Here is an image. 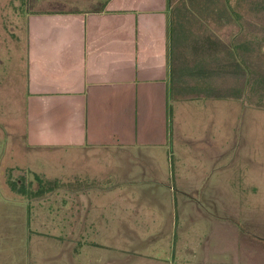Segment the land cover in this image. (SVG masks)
Masks as SVG:
<instances>
[{"label": "crops", "instance_id": "1", "mask_svg": "<svg viewBox=\"0 0 264 264\" xmlns=\"http://www.w3.org/2000/svg\"><path fill=\"white\" fill-rule=\"evenodd\" d=\"M27 1H33V12L26 14L23 27L22 114L20 120L10 116L13 146L9 149L7 133L0 138V264H50L53 246L62 243L69 252L60 253L58 264H79L85 245L69 241L81 238L86 227L95 232V264H226L225 259L237 264V253L223 247L225 214L197 206L213 197L198 199L203 195L195 189V175L182 179L193 163L184 157L195 161L196 152L211 148L213 159L226 158L221 144L227 133L218 129L214 145L185 134L177 107L200 110L203 105L209 111L216 106L219 124L223 107H242L246 86L237 75L262 69L258 59L264 45L258 43L264 34V0H59L58 6H51L52 0ZM181 9L199 13L208 27L204 37L221 45L218 52L205 53L220 59V83L201 94L196 89L181 94L171 78L169 21H179ZM214 27L230 30L218 37ZM215 88L219 98L212 97ZM247 97L256 107L257 97ZM92 157L108 160L105 168L95 166L93 175L95 192L106 181L102 186L108 193L95 194V219L88 221L82 209L66 210L62 203L65 198L83 203L82 170L67 178L47 171L52 164ZM19 169L33 179L24 184V196L21 182L19 191L8 185V175ZM40 176L61 179L60 187L69 188L36 197L33 185ZM180 178L183 192L175 193L170 185ZM132 186L157 189L132 193ZM100 201L107 203L103 209L97 208ZM187 202L193 210L186 209ZM53 203L57 208L51 209ZM195 220L206 223L207 231L189 238L198 232L190 226ZM61 233L70 235L68 242L58 241Z\"/></svg>", "mask_w": 264, "mask_h": 264}, {"label": "rangeland", "instance_id": "2", "mask_svg": "<svg viewBox=\"0 0 264 264\" xmlns=\"http://www.w3.org/2000/svg\"><path fill=\"white\" fill-rule=\"evenodd\" d=\"M52 2L51 6H58L60 4L59 0H52ZM32 6L33 1L31 5V2L29 3L27 0H0V138H5L3 136L4 133L8 134V137L5 139L9 143V149L13 146L14 141L11 136V130L13 128L11 126L12 119L10 116L15 117V115H18V120H20L23 108L21 106L23 103H21L20 99L22 94V82L20 78L24 73L25 65V31L23 27L26 21V14L33 12V9H31ZM185 17L190 21L188 33H191L189 36L186 34L185 39L189 40L191 38L195 40L196 38L204 37L206 33L205 28H208L205 25H201L204 23V19L202 18L199 21L198 17L200 16L191 12L186 13ZM213 29V32L218 37L222 33H228L230 30L228 28L218 29V27H214ZM177 33L174 36L178 38L177 40L184 37L181 33L177 36ZM260 38L262 41H259L258 45L261 48L264 45V34H261ZM179 42L186 46L190 41L186 42L185 40H181ZM177 45L175 43V50L180 47ZM262 51L263 53L261 52L258 60L260 68H262L261 71L264 72V48ZM180 53H184L186 58L190 59L192 51L191 49H185L180 51ZM179 65L181 68L184 62L179 61L178 67ZM184 71H187V69L184 68ZM180 76V74L174 75L176 81H174L173 85L174 87H176V84L177 86L179 85V92L181 94L191 95L196 92L194 89H197V93L201 94L206 88H213L220 83V76H215L205 79L200 78L197 82H195L196 80L192 81V85L190 86L189 84L188 86L187 83L189 82L186 79L188 77L179 78ZM9 88L11 89L9 90ZM9 92L11 93L8 94ZM259 102H261V105L264 104V94L260 96ZM193 107L192 105L188 107H177L180 112L178 115L179 123L181 124L180 131L187 135L199 137V141L201 142H211L214 145L216 141L219 142L221 134L218 129H221L222 135L227 133L225 140L223 139L221 144L222 150L226 147L227 152L226 158L222 157L221 161L219 159H213L216 155L215 151L211 148H206L207 151L202 153L196 152L194 154L195 161L192 159L188 160V157H184L185 161H192L193 163L191 164V170H188V167L183 170L182 179H184L185 175L189 176V179L195 175L193 184L198 194L203 195V198L198 199L203 200L205 196L207 198L213 197L211 201H199L196 203L197 206H202L208 211H218V213L225 214L228 229L225 233L226 241L222 240L224 243L223 247L227 253H237V264H264V109L251 105L250 98L244 97L242 107L234 109V107L229 106L227 109L226 105V108H222V122L219 124L218 115L220 114V110L216 106L210 108L209 111L203 109V105L200 106L202 108H199L200 110H196L198 108L194 105ZM191 114L196 116L190 117ZM210 135H212V139ZM5 155L4 162L6 163L9 157L8 151ZM107 163L108 160H96L95 157H92V159L86 160L81 158L77 160H66L65 163H62V166L52 164V168L47 171L50 176L56 175L67 178L68 175L74 173L75 169L82 170L81 172H83L81 182L83 185L82 188H84L83 192H86L85 199L83 203H77L65 198L62 203L66 210L82 209L83 213L89 216L88 221H91L92 218L95 219V194L99 196L106 195L108 191L106 190V186H102L106 185L105 181L97 184V191L95 192V177L93 175L95 174V166L105 168L106 166L104 164ZM12 172L10 171V173ZM100 172L104 173L106 171L101 170ZM102 177H105V175H102ZM10 178L13 182H21V194L23 196L26 195L25 192L27 190L25 189L28 187L26 186L24 192H22L24 188L22 185L33 181L30 173L20 171L19 169L14 171ZM182 179L180 178L179 184L177 182L176 184L170 185L171 188H175V193L183 192L178 189L180 182L183 181ZM56 180H45L40 176L38 181L34 182L36 183L33 185L35 192L32 195H36L37 197L39 190L43 193L51 189L59 190L61 187L69 188V186L63 185L60 187L59 181L61 179L59 181L57 180V182ZM29 187L32 189L31 186ZM138 189L139 191L142 190L145 192L151 189L156 190L157 187L132 186L129 188L132 193L139 192ZM0 190H3L2 184H0ZM96 204L98 205V209H103L102 206L107 203L100 201ZM187 204L190 205L186 206V209L193 210V203L187 202ZM55 208H57V205L53 203L51 209ZM52 214L53 223L56 225L58 219L54 217V211ZM195 221L196 223L190 226H194L198 232L194 230L191 232L193 234L189 235V238H192L194 233L202 234L207 231L208 225L206 223L199 220ZM31 229L32 231L35 230L33 226H31ZM84 231L85 234L81 235V238L69 242L72 244L84 243L85 245V250L81 252L78 259L79 264H95V232L88 227ZM31 235L36 236L33 233ZM58 236L60 237L58 241L68 242L65 238L70 235L68 233H61ZM50 245L52 247L54 242H50ZM62 245H59L61 249H57L59 247L57 245L53 246L56 250H53L52 255L49 256V259H51L50 264H58L60 253L64 254L65 252H69L68 249L65 250V244L62 243ZM38 253L39 251H36V254ZM61 261H67V258L64 257ZM225 261L226 264H233L226 259Z\"/></svg>", "mask_w": 264, "mask_h": 264}, {"label": "trees", "instance_id": "3", "mask_svg": "<svg viewBox=\"0 0 264 264\" xmlns=\"http://www.w3.org/2000/svg\"><path fill=\"white\" fill-rule=\"evenodd\" d=\"M178 11V17L179 21H174L171 20L169 21V43H170V69H171V78L172 81L174 80V75H181V77H188V86L192 85V81L197 82L198 79H205L207 77H215V76H220V59L216 56L213 57H206L209 52H218L220 49V43L218 41H210L209 37H199L198 39H185V35L189 31V20L185 17L186 13H189L188 10H177ZM177 11H175L177 13ZM174 12V11H171ZM199 14V13H197ZM185 18V19H182ZM201 24V23H200ZM199 24V25H200ZM202 25V24H201ZM178 27V28H177ZM178 29V33H177ZM177 33V36L181 35L184 36L183 38H175V34ZM177 40V41H176ZM185 40L190 41L186 46L179 41ZM175 43L176 45L178 44L180 47L175 50ZM177 45V46H178ZM185 49H191V58L188 59L186 58V55L183 53H180V51L185 50ZM206 53V55H205ZM179 61L184 62V65L180 68V65L178 67ZM204 64V68H203ZM208 64V65H207ZM206 67V68H205ZM180 68V69H179ZM184 68L187 69V71H184ZM193 68V69H192ZM192 69V70H191ZM191 70V71H190ZM247 73H242L240 75H237V77L241 78L242 81H244V84L246 86V91H245V97L249 93L254 94V96L257 97V105L259 108L264 109V104L261 105L260 96L264 94V72H259V73H252L248 68L246 69ZM196 77H198L196 79ZM221 77V76H220ZM232 80H235L236 75L233 73L230 75ZM235 77V78H234ZM184 79V78H183ZM249 89V90H248ZM197 90V89H196ZM212 90V97L219 98V91L218 89H211ZM214 90H216L215 94ZM252 91V92H250ZM11 175H8V185L12 191H19L17 190L18 185L16 181L11 180ZM34 178L37 179L36 176ZM24 186V184L22 185ZM21 187V186H20ZM25 188V186H24ZM23 188V189H24ZM43 194L41 191H39V195Z\"/></svg>", "mask_w": 264, "mask_h": 264}]
</instances>
